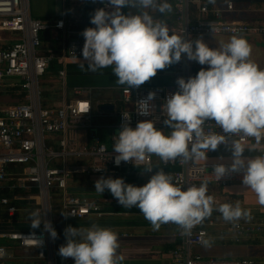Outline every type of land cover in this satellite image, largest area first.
I'll list each match as a JSON object with an SVG mask.
<instances>
[{"label": "clouds", "instance_id": "obj_1", "mask_svg": "<svg viewBox=\"0 0 264 264\" xmlns=\"http://www.w3.org/2000/svg\"><path fill=\"white\" fill-rule=\"evenodd\" d=\"M96 2V0H93ZM103 8L91 14L86 28L82 61L88 71H98L112 66L116 83L127 85L128 90L138 88L186 54L189 61L198 62L201 68L195 77L178 78V91L167 97L162 106L166 117L164 125L171 129L170 135L158 130L153 120L137 123L135 129L128 123L121 125L113 146L114 161L142 162L147 156L156 155L167 162L182 158L207 161V154L221 144L229 145V137L253 138L255 146L264 140V69L250 60L251 46L246 39L232 36L219 48H210L203 39H187L171 34L165 22L154 19L147 11L161 14L172 12L168 0H99ZM215 3V0H209ZM138 8V14H124L122 9ZM62 26V22L58 24ZM80 67H85L84 63ZM150 92L146 99L137 103V113L152 114L150 102L155 99ZM124 119L130 120L123 116ZM208 122L221 129L223 134L213 132ZM232 160L230 165L216 163L214 174L218 180L243 170L242 183L256 194L259 205L264 206V155L246 158L241 143L233 139L230 143ZM221 160L223 158L221 157ZM152 172V169H148ZM96 193L109 190L124 208L136 207L154 230L162 224L175 223L185 234L213 212L214 198L207 195V182L199 187L181 190L172 177L164 171H156L144 186L125 183L123 178L100 177L95 182ZM226 222L251 219L250 211L224 203L215 209ZM32 229L40 228L50 234L54 241L58 234L52 223L41 219L39 210L29 215ZM66 244L58 254L72 258L75 264H118L116 251L118 236L110 229L92 225L90 228H65ZM38 247L43 238L31 233ZM205 241V244H208ZM3 251V250H0Z\"/></svg>", "mask_w": 264, "mask_h": 264}, {"label": "built area", "instance_id": "obj_2", "mask_svg": "<svg viewBox=\"0 0 264 264\" xmlns=\"http://www.w3.org/2000/svg\"><path fill=\"white\" fill-rule=\"evenodd\" d=\"M225 3V11L233 12L230 0H219ZM189 0H176V25H167L171 34H177L187 39L196 37L216 36H257L264 35V24L229 20L223 18L222 11L209 10L202 2L199 4L197 19L189 20L187 7ZM102 5L99 8H103ZM211 16V19L208 16ZM62 22V26H58ZM185 22V27L183 24ZM45 32H56L58 37L66 39L71 34V23L64 19L39 20L30 16L28 0H0V96L13 100L11 104L0 105V215L12 219L29 217L30 213L39 210L41 219L51 222L50 214L54 203H58L67 220H79L87 216H104L102 205L88 198L71 195L68 183L75 174L87 176H106L116 173L123 168L140 167L146 169L147 176L155 174V168H160L172 177L174 184L186 190L188 187H199L207 182V188H227L241 185L243 170L230 173L220 180L212 174L214 163H201L182 158L163 161L156 155H150L142 162H121L115 164L112 149L101 143L100 139L92 135L88 147L75 145L74 133L92 129L93 107L90 100H63L57 108H46L43 105L42 79L46 75L51 63L57 57L52 50L45 51L41 37ZM1 33L7 36H1ZM84 38H73L66 42L61 59H83L82 49ZM173 81L171 85L159 88H131L120 90L119 98L123 109L118 115V126L128 123L133 129L140 121L153 120L156 128L164 127L166 118L162 106L167 97L178 91L176 81L191 77V61L182 54L179 63L172 64ZM65 73L61 72L60 76ZM22 92V99H12V93ZM75 95L88 94L86 89H75ZM150 92H154L155 99L150 102L152 114L143 116L137 113V103L146 99ZM9 93V94H8ZM130 119L125 120L124 117ZM211 130L223 134L214 122H208ZM56 138L59 150L49 149L47 141ZM241 143L243 149L255 145L253 138L240 136L229 137V145L221 144L218 149L225 156H232L231 140ZM263 143L261 141L260 145ZM255 146V147H259ZM213 151L207 156L211 157ZM75 157L90 159L91 164L79 170L64 167H52L50 162L54 158ZM157 160L156 166L154 160ZM218 163V162H217ZM226 166L230 165L224 163ZM152 169L149 172L148 169ZM207 195L213 194L207 191ZM36 197L34 205L26 202ZM213 197V196H212ZM214 198L213 212L205 220L195 225L190 233L185 234L179 225L169 222L174 228V237L180 239V244L170 252L169 264H253L248 260H225L219 258H205L195 253L197 248L205 244L209 236V228L215 227L217 219H223L215 209L223 204ZM118 204L109 196L102 199V203ZM30 205V207H29ZM28 207V208H27ZM43 225V224H42ZM31 233L39 238L42 236L44 244L38 247L35 241L28 237ZM220 235L234 239L255 238L264 236V221L260 223H235L222 229ZM5 241L12 246H6ZM34 250L37 260L47 264H55L53 244L50 234L44 229L35 232L1 231L0 232V264H15V250ZM68 264H75L72 258L66 259Z\"/></svg>", "mask_w": 264, "mask_h": 264}, {"label": "crops", "instance_id": "obj_3", "mask_svg": "<svg viewBox=\"0 0 264 264\" xmlns=\"http://www.w3.org/2000/svg\"><path fill=\"white\" fill-rule=\"evenodd\" d=\"M190 6H193L198 15V6L204 0H189ZM233 3V12H226L225 3L215 0V3L211 4V10H221L223 18L229 20H239L250 23L264 24V0H230ZM83 0H28L30 16L34 19L48 20V19H64L71 23L76 30H73L66 39L59 36L58 41L55 37L58 35L56 32L50 33L49 41L42 43L45 51L52 50L55 53L57 59L54 63L59 65L61 69L56 76L47 73L42 79V91H43V105L46 108H57L63 100L69 101L73 99H84L90 100L93 107L92 112V129L80 130L74 133L75 145L78 147H88L91 143V136H97L101 143L106 147L113 150L115 143V136L118 135L121 128L118 126V115L121 110L118 109L120 101L119 93L120 90L127 85L117 84L116 77L113 75L112 66L99 69L94 73L87 70L86 62L80 59H61L65 50L67 40L74 34L82 33L78 31V28L84 27L85 16L84 11L82 12ZM189 5L187 7V13L189 15ZM98 7H95L94 11ZM176 13L173 10L170 13H165V22L170 25L175 21ZM264 36V35H257ZM257 36H246L242 37L252 47L259 48L264 52V42L259 41ZM216 37H196L195 39H203L210 48H219L215 38ZM257 38V39H255ZM85 64L82 69L81 63ZM260 69H264V60L255 63ZM191 67L200 69L207 68V66H201L198 62L191 61ZM64 72L65 75L62 77L60 73ZM87 76L88 83H82ZM77 75V79L75 77ZM173 81V67H169L158 70L157 75L151 78L148 82H145L139 88H159L171 85ZM104 88L105 90H100ZM75 89H86L88 94L75 95ZM99 89V90H98ZM100 91V92H99ZM102 91V92H101ZM97 97H93L94 95ZM15 93L12 94V99ZM13 100L7 97L0 96V105L11 104ZM102 106L112 107L111 111H103ZM114 116L117 120H114ZM158 130L164 131L165 135H170L171 129L166 125L164 127L157 128ZM49 149L53 152L59 150L58 140L56 138H50L47 141ZM246 150H256L258 154L264 155V140L259 147H247ZM221 150L217 149L213 151L212 157H209L207 161H201V163H227L230 164L232 158L226 156L222 157ZM223 156V155H222ZM225 156V155H224ZM71 159H74L70 162ZM157 160H154L156 166ZM91 164L90 159H77L75 157L66 158H54L50 162L52 167H64L71 170H79L82 167ZM156 171H160V168L156 167ZM146 169L140 167L123 168L116 173H111L106 176H87L82 174H75L68 183L69 188H87L95 189V182L100 178H123L125 183L133 186H144L150 179L147 176ZM208 191L215 194L219 201L223 204L228 203L235 205L239 202L242 209L250 211L251 219H240L236 222H226L223 219L215 220L216 226L209 228V236L206 239L208 244H204L202 247L197 248L195 253L205 258H219L225 260H248L252 261L253 264H264V236H258L255 238H244L234 239L229 237H223L220 235V231L233 225L235 223H260L264 221V206H261L257 202V197L254 192L249 188L241 185H232L227 188H210ZM69 194L79 196L82 198H88L92 201L98 202L102 205L104 216L98 218L96 216H87L79 220H67L64 218V214L61 210L60 205L56 202L54 211L51 210V223L59 221L62 222L61 226H57L58 239L52 240L55 264L56 259H62L63 264H68L65 258H62L58 254L59 247L66 244L64 236V230L66 227L71 225L74 228H90L92 225H97L101 228L110 229L115 232L118 236L119 247L116 251V257L118 264H169L171 262L170 252L175 246L180 244V239L174 237L175 230L170 226L169 223L162 224L159 230H154L151 224L144 218L143 214L136 207L124 208L119 204L109 202L108 204L102 203V199L105 196H109L111 199L114 197L110 192H104L102 195L96 193L95 190L87 191L85 193H71ZM38 202L36 197L26 202L34 205ZM53 204V205H54ZM30 207V205H29ZM28 208V207H27ZM0 215V226L8 223L2 220ZM55 220V221H54ZM13 222V221H12ZM29 217H17L16 222H13L12 230L35 232L39 231L32 229L30 226ZM39 229V228H38ZM44 227L41 224L40 231ZM5 241V245H6ZM7 246H12L8 242ZM16 255L15 264H47L45 261L37 260L34 250H20L14 251Z\"/></svg>", "mask_w": 264, "mask_h": 264}, {"label": "trees", "instance_id": "obj_4", "mask_svg": "<svg viewBox=\"0 0 264 264\" xmlns=\"http://www.w3.org/2000/svg\"><path fill=\"white\" fill-rule=\"evenodd\" d=\"M168 2L172 5V9L175 11L176 10V7H175L176 6V0H168ZM203 4L209 10H211V4L212 3H209V0H204ZM102 5L103 4H101L99 2V0H96V2H93V0H83L82 8L81 9H82V12L84 11L85 24H84V27L78 28L77 29L78 31H84L86 28L95 27L94 25H92L90 23V17H91V14L94 13L95 7H101ZM147 11H149V13L154 17V19L162 20V21L165 20V14H161L158 11H153L151 9H148ZM122 12L124 14H127V12H128V13H131V14L135 15V14H138L140 12V9H138V8H125V9H122ZM196 13L197 12L195 11L194 7L189 5V20H190L191 23L194 20H196L195 19L196 18V16H195ZM208 18L211 19V16L209 15ZM170 25H176L175 21H173V23H171ZM73 30H76V29L72 25L71 26V31H73ZM49 35H50V32H45L42 35V37H41L42 43L47 42V40L49 41ZM70 38L71 39H73V38H83V36L81 35V33H79L77 35L76 34L72 35ZM80 60H82V59H80ZM60 69H61V67L59 65H57L56 63L53 62V63L50 64V66H49V68L47 70V73L56 76L58 74V72H59ZM199 71H200V69L193 68L192 71H191V77H195L196 74ZM10 93L13 94V92H10ZM23 95L24 94L22 92H19L18 94L16 93L14 95V98L22 99L23 98ZM118 109L119 110H122L123 109V105H122L121 102H119V104H118ZM222 155L223 154H221V157H223V158L225 157L226 158V156H224V155L222 156ZM259 155L260 154H258V151H256V150H246V149H244V156L246 158H252V157H255V156H259ZM229 158H232V156H230ZM54 207H55V204L52 207V212L54 211ZM55 213L56 212L54 211V213H52V215L55 214ZM1 218H2V220H4V222H6V221L9 220L5 216H1ZM12 221L13 222H16V218L12 219ZM36 230H39L40 231V228L39 229H36ZM56 261H57V264H63L64 263V261H62V259H59V258H57Z\"/></svg>", "mask_w": 264, "mask_h": 264}, {"label": "rangeland", "instance_id": "obj_5", "mask_svg": "<svg viewBox=\"0 0 264 264\" xmlns=\"http://www.w3.org/2000/svg\"><path fill=\"white\" fill-rule=\"evenodd\" d=\"M1 36H7L6 34L4 33H1ZM231 37L229 36H221L220 38H215V40L217 41L218 45L221 46V44L223 43H227L229 42ZM258 40L259 41H262L264 42V36H257ZM255 38V39H257ZM250 60L253 62V63H258V62H261L264 60V52L261 51L259 48H256V47H252L251 46V55H250ZM94 73V72H93ZM83 76H85L84 80H81L82 83H88V80H87V76L83 73ZM77 79V75L75 77V80ZM99 90V89H98ZM100 90H105L104 88L100 89ZM100 92V91H99ZM102 92V91H101ZM93 97H97V95L95 94ZM114 120H117V117L114 116ZM74 159H71V161H73ZM213 197H217L215 194L212 195ZM55 221V220H54ZM12 225H13V222H8V224L6 225H2L0 226V232L1 231H10L12 230ZM61 226L62 225V222H59V221H55L53 222V228L57 231V226ZM8 245V242H6V246Z\"/></svg>", "mask_w": 264, "mask_h": 264}, {"label": "water", "instance_id": "obj_6", "mask_svg": "<svg viewBox=\"0 0 264 264\" xmlns=\"http://www.w3.org/2000/svg\"><path fill=\"white\" fill-rule=\"evenodd\" d=\"M185 27V22H184V24H183V28ZM101 109L103 110V111H111L112 110V107H110V106H102L101 107ZM93 190H95L96 191V189H87V188H69L68 189V191H70L71 193H85V192H89V191H93ZM106 192H110L109 190H105Z\"/></svg>", "mask_w": 264, "mask_h": 264}]
</instances>
